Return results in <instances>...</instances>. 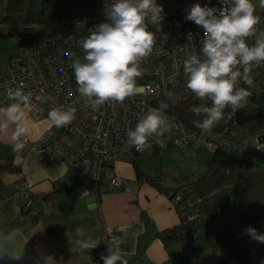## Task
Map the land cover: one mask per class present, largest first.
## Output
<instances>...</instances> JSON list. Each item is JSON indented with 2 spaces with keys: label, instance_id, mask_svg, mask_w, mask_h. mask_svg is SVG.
I'll return each mask as SVG.
<instances>
[{
  "label": "built area",
  "instance_id": "2783aa9c",
  "mask_svg": "<svg viewBox=\"0 0 264 264\" xmlns=\"http://www.w3.org/2000/svg\"><path fill=\"white\" fill-rule=\"evenodd\" d=\"M115 0H77L68 24L54 35L22 34L14 39L23 43L24 51L9 57L7 68L0 67V88L7 99L9 92L21 89L31 95V109L27 112L35 117L48 119V112L54 107L71 106L76 109V118L64 127H55L50 121L48 129L35 142L41 148L51 146L62 158L77 181L76 194L81 198L97 196L101 189L118 191L125 189L126 179L112 172L117 162L132 163L136 156L155 155L168 148L197 153L204 147L215 152L222 145L233 144L222 134L205 133L194 126H187L178 116L165 110V115L173 125L170 133L163 137H152L150 149L141 152L126 148V131L134 129L142 115L149 108H158L171 97L181 99L194 95L186 87L187 76L183 63L188 55H201L203 29L185 16L194 4L220 8L222 0H156L163 7L161 31L149 24L155 34V46L150 56L140 64L141 76L136 78L140 91L122 104L108 101L98 109L86 103L77 90L71 55L83 57L80 41L101 23L110 22L106 10ZM261 22L256 26V34L264 32V15L256 11ZM192 34L189 42L188 34ZM255 37L247 42L252 45ZM242 71V69H241ZM264 71V65L254 67L251 74ZM50 97V99H45ZM253 137L249 148L264 156V127ZM179 216V225L186 235L188 246H195L198 240L197 226L193 221L201 216L192 205L198 201L186 197L178 190L166 193ZM24 208L32 205L28 193L19 195ZM107 244L111 237L104 234Z\"/></svg>",
  "mask_w": 264,
  "mask_h": 264
},
{
  "label": "clouds",
  "instance_id": "9594fccd",
  "mask_svg": "<svg viewBox=\"0 0 264 264\" xmlns=\"http://www.w3.org/2000/svg\"><path fill=\"white\" fill-rule=\"evenodd\" d=\"M260 6L264 7V0H260ZM162 12L163 7L156 0H115L106 10L110 22L99 24L80 41L83 57L70 54L77 90L93 109L108 101L122 104L140 91L136 85V78L142 74L140 64L155 46V34L148 25L153 24L156 31H161ZM185 19L203 29L201 55H188L183 71L187 89L200 100L211 101V106L190 109L196 116H203L202 120L193 121L194 126L209 133L223 118L226 108H242L251 95L249 90L237 88L240 81L248 89L255 87L250 74L254 67L264 65V32L256 34L261 17L256 15L252 0H222L220 8L192 5ZM249 37H255L252 45L247 42ZM188 39L192 41L191 33ZM8 98L14 102L0 107V131L9 124L15 125L14 150L20 151L24 148L21 138L28 133L26 112L32 106L31 95L18 88L10 91ZM167 108L164 102L158 108H149L135 128L126 131V148L138 152L150 149V138L170 133L173 125L165 115ZM75 118L76 109L71 106L54 107L48 112V120L58 128L71 124ZM247 233L264 243V234L255 228L248 227ZM77 236L83 237L79 229ZM77 244L81 250L97 247L95 242L82 238ZM107 253L101 255L103 264H127L118 247L114 249L109 244Z\"/></svg>",
  "mask_w": 264,
  "mask_h": 264
},
{
  "label": "crops",
  "instance_id": "0c3cea01",
  "mask_svg": "<svg viewBox=\"0 0 264 264\" xmlns=\"http://www.w3.org/2000/svg\"><path fill=\"white\" fill-rule=\"evenodd\" d=\"M13 102L0 88V107ZM26 115L24 148L14 150L13 159L20 171L0 176V229L16 222L11 231L0 230V264H103L101 255L108 254L104 234L127 264H236L221 259L215 234L205 242L200 228L199 242L192 249L185 240L163 243L158 233L179 227L180 222L166 194L171 188L142 180L148 174L140 172L139 177L135 160L113 165L112 172L126 179L124 190L101 189L96 197H79L76 178L62 158L51 146H35L49 120ZM14 131L13 124L0 131V152L14 149ZM182 152L192 154L190 149ZM21 193L33 198L29 208L22 209ZM77 229L83 237L77 236ZM81 238L97 247L81 250L77 244Z\"/></svg>",
  "mask_w": 264,
  "mask_h": 264
},
{
  "label": "trees",
  "instance_id": "16d2710c",
  "mask_svg": "<svg viewBox=\"0 0 264 264\" xmlns=\"http://www.w3.org/2000/svg\"><path fill=\"white\" fill-rule=\"evenodd\" d=\"M76 1L0 0V37L14 38L22 34L54 35L68 24ZM252 1H257L256 11L264 15V7L260 6V0ZM262 79H264V71L254 77V88L248 89L243 81L237 86L257 96ZM163 102L168 104L166 110L178 116L187 126H192L193 121L203 119V116H196L190 111L191 107L198 106L193 95L181 99L168 97ZM243 108L248 111H259L247 106ZM231 114L228 117H231ZM262 127H264V111L259 118L245 125H231L223 135L236 143V136L232 134V130H242L246 133ZM13 159L12 147L7 148L3 153L0 152V176L2 173L20 171V167L13 163ZM139 177L142 178L140 173ZM142 180L154 183L148 177H143ZM184 187H187L181 190L184 196L198 199L197 203L192 205L201 214L193 221L197 230L204 219L210 224L218 219L224 220L222 227L214 231L221 259H233L236 264H264V243L250 238L247 233V228L252 227L259 234H264V167L253 161L236 157L213 158L207 162L205 171ZM15 225L14 221L2 226L0 230L7 233ZM158 237L165 245L186 239L180 225L158 233ZM199 239L198 232L197 243Z\"/></svg>",
  "mask_w": 264,
  "mask_h": 264
},
{
  "label": "rangeland",
  "instance_id": "374dc122",
  "mask_svg": "<svg viewBox=\"0 0 264 264\" xmlns=\"http://www.w3.org/2000/svg\"><path fill=\"white\" fill-rule=\"evenodd\" d=\"M252 3L255 8L258 7L257 1H252ZM23 48V43L17 42L14 38L0 37V67L7 68L9 57L22 53L24 51ZM256 75L257 73H253L251 78L254 79ZM237 88L241 87L237 86ZM193 98L198 103V106H211V101L208 99L200 100L194 95ZM243 106L254 108L261 112L264 111V79H262L257 96L251 94L243 102ZM233 110L234 109L231 107L226 108L224 110L223 118L217 123L227 120ZM259 129L260 128L254 129L246 133L242 130H239L240 132L232 130V134L236 136V143L225 146L222 145L216 152L201 147L197 149V153L186 155L182 150L170 147L155 155L142 154L136 156L134 169L137 170V173H147L148 177H150L154 183L170 187V190L177 189L183 193L181 190L187 189V187L184 186L202 174L206 169L207 162L213 158L236 157L253 161L257 165L264 167V156L255 154L249 148L253 141V137L259 134ZM7 175L11 174L6 173L4 176L6 177ZM187 191L189 192L190 190L188 189ZM223 222V219H218L210 224L204 219L201 222L199 229V231L201 230L203 241L211 242L214 236V231L220 229Z\"/></svg>",
  "mask_w": 264,
  "mask_h": 264
},
{
  "label": "water",
  "instance_id": "95a60500",
  "mask_svg": "<svg viewBox=\"0 0 264 264\" xmlns=\"http://www.w3.org/2000/svg\"><path fill=\"white\" fill-rule=\"evenodd\" d=\"M261 115V111L250 110L249 112H247V109L243 107L234 109L230 118L223 122L217 123L214 126L213 132L216 134H222L231 125H245L246 123L259 118Z\"/></svg>",
  "mask_w": 264,
  "mask_h": 264
},
{
  "label": "flooded vegetation",
  "instance_id": "af4514ba",
  "mask_svg": "<svg viewBox=\"0 0 264 264\" xmlns=\"http://www.w3.org/2000/svg\"><path fill=\"white\" fill-rule=\"evenodd\" d=\"M247 112H249L248 110H247ZM230 118V117H229Z\"/></svg>",
  "mask_w": 264,
  "mask_h": 264
}]
</instances>
